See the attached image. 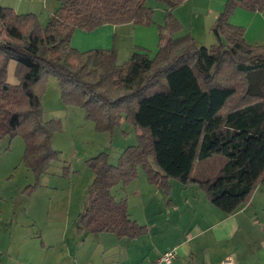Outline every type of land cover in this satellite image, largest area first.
Masks as SVG:
<instances>
[{
	"label": "trees",
	"instance_id": "16d2710c",
	"mask_svg": "<svg viewBox=\"0 0 264 264\" xmlns=\"http://www.w3.org/2000/svg\"><path fill=\"white\" fill-rule=\"evenodd\" d=\"M56 1L44 24L33 12L0 4V138L23 139L22 162L36 181L48 172L57 154L51 144L57 122L44 120L40 92L50 74L62 102L83 108L97 130L113 133L124 118L137 135L115 164L105 152L87 160L91 197L77 232L135 237L145 231L126 199L112 192L134 180L139 168L165 190L171 179L198 185L227 214L247 204L264 181V43H248L242 27L228 19L236 7L264 10V0H226L211 26L217 39L211 47L188 33L175 35L172 9L184 0H157L165 23L155 55L134 51L122 63L114 48H73L72 33L106 23L152 24L147 0ZM12 60L15 83L7 76ZM214 154L225 159L211 176H198L197 162Z\"/></svg>",
	"mask_w": 264,
	"mask_h": 264
},
{
	"label": "rangeland",
	"instance_id": "374dc122",
	"mask_svg": "<svg viewBox=\"0 0 264 264\" xmlns=\"http://www.w3.org/2000/svg\"><path fill=\"white\" fill-rule=\"evenodd\" d=\"M146 5L153 9V23L163 26L164 5L157 0H147ZM241 9L246 14L234 17V21L229 17V22L242 27L248 43H264V21L257 15L260 10ZM40 11L43 12L41 8ZM172 14L179 22L176 36L188 33L199 41V45L207 47L217 42L211 25L207 29L203 28L202 15L195 18L196 11L191 14L189 7L177 6L172 9ZM191 29L192 33L189 32ZM14 64L15 61H10L7 75L8 80L12 79L13 83L16 82ZM40 100L44 120L57 122L51 137L52 147L57 154L47 173L42 174L36 181L32 171L23 164L24 142L20 136L0 138V240L5 241V246L9 241V264H18L19 260L26 264H53L55 260H59L56 258L59 256H63L62 261L68 263L70 260L64 258L68 252L80 257V253L86 251L92 243V238L98 235L95 232H77L79 214L91 197L90 185L93 176L87 160L105 152L109 162L115 164L126 146L137 143L134 127L124 118L113 133L99 131L83 108L65 105L61 100L57 79L52 74L46 79L40 92ZM224 159L223 156L214 154L207 160L198 161L196 169L203 168L198 176H211ZM143 175V170L139 168L138 176ZM136 179L126 185L117 184L112 192L118 199L122 196L121 193L128 192L129 195L139 185L144 198L151 199L146 205V216L153 218L160 210L157 205L160 194L149 191L145 186L146 182L143 184L141 179ZM170 182V197H177L178 188L187 189L175 179ZM188 188L194 191L198 189L196 184L189 185ZM256 188L252 194L254 200L252 203L249 201L251 204L248 202L246 210L238 219L240 225L235 237L238 242L235 245L241 246L244 251L246 264H264V181ZM157 217L158 214L155 218ZM169 226H174L172 221L165 225L166 228ZM150 229L153 230L154 227ZM171 232L169 229V233ZM160 236L162 235L158 237ZM136 245L139 250L144 247H140L143 245L140 242ZM111 252L114 250L108 251L107 255ZM6 257L8 256L3 259L6 260Z\"/></svg>",
	"mask_w": 264,
	"mask_h": 264
},
{
	"label": "crops",
	"instance_id": "0c3cea01",
	"mask_svg": "<svg viewBox=\"0 0 264 264\" xmlns=\"http://www.w3.org/2000/svg\"><path fill=\"white\" fill-rule=\"evenodd\" d=\"M0 4L9 6L19 13L33 12L42 24L58 5L56 0H0ZM225 4L226 0H184L178 8L187 6L191 14L196 11L195 18L202 15L203 28L207 29L218 19ZM239 8L236 7L230 15L232 21L234 17L246 14V11ZM257 15L264 21V10L257 12ZM203 18L206 19L203 20ZM196 41L199 42L197 39ZM70 44L79 51L114 48L117 62L122 63L128 60L134 51L147 52L150 56L157 51L159 25L127 22L106 23L89 31L77 28L72 33ZM9 82L13 83L12 79ZM136 178L139 181L141 179L140 182L143 184L146 182L145 186L149 191L159 192L160 202L157 204L160 207L159 212L157 211L159 217L155 218L157 214L153 217L155 219L146 216V205L151 199H145L141 188L136 185L129 195H127L128 192L121 193L120 198L126 199L131 218L145 226L142 234L135 237H118L111 232H98L86 251L80 253V257L73 252H68L64 257L70 260L68 263L62 261L63 256H59L56 257L59 260H55L53 264H151L163 251L170 248L176 250L175 264H221L227 261H229L228 264H246L244 251L241 246L235 245V242L238 243L235 237L240 225L238 219L246 210L245 206L248 203L235 212L227 214L214 206L198 185H196L197 191L183 186L187 189L178 188L177 197H170L171 182L169 188L165 190L149 183L145 174L143 177ZM258 188L259 186L254 193ZM253 198L250 199L251 203ZM169 221H172L174 226L172 228L169 226L167 229L165 225ZM151 227L154 229L151 230ZM159 235L162 236L158 237ZM163 240L165 241L159 242ZM4 242L0 240V264H9L11 256L8 248L9 241L6 246ZM135 242L143 244L140 246H144L143 249L139 250ZM112 250L114 252L107 255V252ZM4 256H8L6 260L3 259ZM18 264L26 263L19 260Z\"/></svg>",
	"mask_w": 264,
	"mask_h": 264
},
{
	"label": "built area",
	"instance_id": "2783aa9c",
	"mask_svg": "<svg viewBox=\"0 0 264 264\" xmlns=\"http://www.w3.org/2000/svg\"><path fill=\"white\" fill-rule=\"evenodd\" d=\"M175 255H176V250L174 248L167 249L163 251L159 257L152 262L151 264H175ZM229 261L223 262L221 264H228Z\"/></svg>",
	"mask_w": 264,
	"mask_h": 264
}]
</instances>
